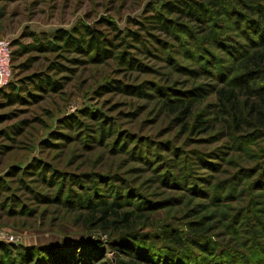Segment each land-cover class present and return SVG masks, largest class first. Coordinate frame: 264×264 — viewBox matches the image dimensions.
<instances>
[{"label":"rangeland","instance_id":"1","mask_svg":"<svg viewBox=\"0 0 264 264\" xmlns=\"http://www.w3.org/2000/svg\"><path fill=\"white\" fill-rule=\"evenodd\" d=\"M174 1L0 0V264L52 246L53 264H264V123L231 128L216 96L264 86L234 49L248 11L188 19L161 9ZM159 13L184 30L150 27Z\"/></svg>","mask_w":264,"mask_h":264},{"label":"trees","instance_id":"2","mask_svg":"<svg viewBox=\"0 0 264 264\" xmlns=\"http://www.w3.org/2000/svg\"><path fill=\"white\" fill-rule=\"evenodd\" d=\"M226 2V0H225ZM239 7H244L248 13L247 15H243V17L247 20L246 22L250 24V28L253 30L247 31L239 30L241 32V37L246 42V45H238V47H234L235 52H238L239 58V67L241 69L242 74L246 77L255 78L257 82H264V0H230L226 5H220L215 0H200V2H187L184 0H176L172 3L164 4L161 9L166 11L168 14L177 13L179 16L188 19H199V16L202 13L206 12L207 9H210L213 14L220 17L222 15L221 11L226 12V15H233L239 13ZM231 11L232 14L228 13ZM249 15V16H248ZM255 17V19L253 18ZM155 23L153 26L157 30L162 32H170L175 31L177 33H181L184 30L183 26L180 23H175L173 20H169L168 18L162 16L160 13L155 14L153 16ZM83 34L87 38L86 42H84V47L88 53L93 52L95 54H100L103 51V46L106 43L104 38H100V34L97 31L89 30L87 27L83 28ZM132 41L139 42L138 36L130 32L127 34ZM56 40L62 41L66 39L64 34L58 32L56 36H54ZM230 48L233 47L231 44L227 43ZM238 49V50H237ZM106 54V52H104ZM119 61L124 65L125 59L123 56L119 58ZM247 83V82H246ZM244 83V86H237L238 89H242L245 92L247 100L243 102H238L237 96L235 93V88H219L216 90L217 100L220 101L222 107L226 110L225 112L229 114L230 120L232 122L231 128L237 130L238 122H247L252 125H260L264 123V86L258 88H252V82L248 85ZM238 91V90H237ZM252 97V100L255 102H250L249 98ZM188 107H184L182 111L183 118L186 117ZM235 115H239L240 118H237ZM203 123L200 121L195 122V128L200 127ZM109 207L106 206L99 210L101 214V218L97 220L99 222L103 219L108 213ZM121 219L125 221V214L121 215ZM86 249H90L92 252H96L100 249V244L97 242H90L85 244ZM127 249V254L124 251H121L124 255H130V248ZM6 248L0 244V255L4 257ZM42 253L45 257H48V261L46 264H53L52 255L62 256L61 252L57 247H47L43 248ZM58 253V254H57ZM4 254V255H3Z\"/></svg>","mask_w":264,"mask_h":264},{"label":"built area","instance_id":"3","mask_svg":"<svg viewBox=\"0 0 264 264\" xmlns=\"http://www.w3.org/2000/svg\"><path fill=\"white\" fill-rule=\"evenodd\" d=\"M11 78L10 50L6 40L0 39V87Z\"/></svg>","mask_w":264,"mask_h":264}]
</instances>
